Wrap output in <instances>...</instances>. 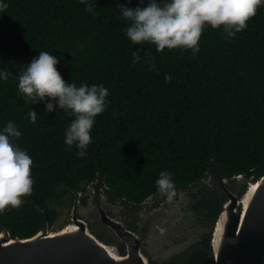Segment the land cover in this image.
Masks as SVG:
<instances>
[{"label":"trees","instance_id":"16d2710c","mask_svg":"<svg viewBox=\"0 0 264 264\" xmlns=\"http://www.w3.org/2000/svg\"><path fill=\"white\" fill-rule=\"evenodd\" d=\"M6 2L0 10V67L12 74L0 80V126L12 120L19 128L15 142L33 159V183L21 205L0 212V232L25 239L46 223L51 227L57 215L48 202L94 182L138 216L150 197L166 200L154 181L167 169L174 196L186 192L196 202L192 209L207 219L210 232L198 252L211 257L212 233L227 200L221 183L264 176V5L227 39L222 26L206 25L193 54L131 42L119 5L134 7L138 0H94L90 11L82 0ZM41 49L60 57L56 67L66 81L108 89L86 156L64 142L73 116L54 101L47 110L48 98L32 104L17 92L18 66ZM133 51L140 57L136 62ZM31 107L35 122L27 116ZM208 178L218 185L216 198L212 190L198 188ZM200 262L195 255L182 264Z\"/></svg>","mask_w":264,"mask_h":264},{"label":"clouds","instance_id":"9594fccd","mask_svg":"<svg viewBox=\"0 0 264 264\" xmlns=\"http://www.w3.org/2000/svg\"><path fill=\"white\" fill-rule=\"evenodd\" d=\"M85 8L91 10L94 0H82ZM264 0H138L134 7L119 5L120 15L128 21L123 29L133 43L147 41L155 45L156 51L168 49H191L199 51V38L203 28L222 26L225 39L246 27V21L255 15L257 7ZM6 0H0V10L7 8ZM133 62L140 59L137 51L132 53ZM60 57L50 51L39 50L26 64L17 68L16 88L25 100L32 104L47 101L45 108L65 109L74 118L67 124L64 132L65 145H75L76 155H87L91 141L90 130L97 114L104 111L108 101V89L103 84L66 81L56 65ZM155 68L153 60L145 61ZM12 73L7 67H0V80ZM165 79H170L166 74ZM28 118L35 122L37 112L31 107ZM20 131L14 121L8 120L0 126V212L7 206L17 207L24 201L22 197L32 191L30 174L33 159L28 151L20 147L15 139ZM173 173L162 169L154 181L157 191L168 201H172L176 188Z\"/></svg>","mask_w":264,"mask_h":264},{"label":"water","instance_id":"95a60500","mask_svg":"<svg viewBox=\"0 0 264 264\" xmlns=\"http://www.w3.org/2000/svg\"><path fill=\"white\" fill-rule=\"evenodd\" d=\"M239 178L233 190H224L227 200L214 227L212 256L200 264H264V176L249 186ZM103 221L126 246L124 255L99 240L74 211L72 222L57 232L49 223L25 239L0 232V264H150L137 234L106 216Z\"/></svg>","mask_w":264,"mask_h":264},{"label":"rangeland","instance_id":"374dc122","mask_svg":"<svg viewBox=\"0 0 264 264\" xmlns=\"http://www.w3.org/2000/svg\"><path fill=\"white\" fill-rule=\"evenodd\" d=\"M238 178L239 176H237V179L233 185L238 184L237 181L239 182L240 179ZM240 181L242 182L241 184L245 183V181L241 179ZM246 182V184L249 186L248 183L253 181L247 180ZM210 184L214 185L213 182L208 178L198 185V188L200 186H204L206 189H211L213 186ZM231 185L232 184L229 186ZM60 190H63V188L59 187V191ZM193 191H195V189ZM179 196L182 199V203L180 201L177 202L173 208H168V210L161 208L162 210L159 209L152 213H144L145 211L142 210L143 212L140 214L141 221L148 218L151 220L150 234L152 236L150 240L152 241L153 249L156 251L157 255L161 257L158 259V261L170 258L178 251L183 252L186 249H190L197 242L204 241L203 239L205 238L206 234L210 232L207 219H205L204 216H201L199 211L192 209L191 205L194 203L196 204V202L190 201V198L186 192L179 193ZM71 201L72 193L68 192L60 199L48 202V205L55 211L57 215L54 224L50 227L51 232H57L72 222L70 217ZM80 211L82 212L80 217L85 221L89 220L92 223L93 228H89L92 233L94 230L97 232L101 229V226L95 223L96 213L95 206L93 204H88L86 207H81ZM91 214H94V216H91ZM140 225L142 224L140 223ZM108 238L107 239L109 241H107V245H109L114 251L119 252V245L121 244L120 241H115V238L112 236H109Z\"/></svg>","mask_w":264,"mask_h":264},{"label":"flooded vegetation","instance_id":"af4514ba","mask_svg":"<svg viewBox=\"0 0 264 264\" xmlns=\"http://www.w3.org/2000/svg\"><path fill=\"white\" fill-rule=\"evenodd\" d=\"M210 185L213 186L210 189V191L212 190L213 193L212 197L216 198V193L218 192L217 191L218 185H212V184ZM221 186L223 188L222 189L223 192H225L224 191L225 189L230 191L231 189L234 188V185L224 187L223 183H221ZM177 196L173 197L176 198L177 200L172 199V201H168V200L165 201L159 198L153 199L152 197H150V200L148 201V205L143 208V211H145L144 213H152V212H156L159 209L162 210L161 208L167 210L168 208H173L177 202L180 201L182 203V199L179 196V194ZM88 204H93L95 206V213H96L95 223L101 226V229L98 230L97 232H95L94 230L93 234L99 240L103 241L106 244H108L107 241H109L108 240L109 236L115 238V241H120V240L115 237V232L108 225V223L103 221V218L105 216L108 217L109 221H116L121 223L125 229L129 230L130 232H134L142 239L143 242L142 251L149 258L150 264H166V263L182 264V262L184 263L186 262L187 258L195 257V255H197L198 258L200 257L201 261L203 259V254L201 253L199 254L198 252V251H202V246L204 245L203 241H201V242H197L194 246H192L188 250L186 249L183 252L178 251L170 258H167L166 260L163 259L161 261H158V259H160L161 257H159L156 251L153 249L152 241L150 240L152 236L150 234V225H149L150 219L148 218L141 221L140 218L141 212H139L138 216L131 215L130 211H128V209L122 203L118 201L113 202L109 199V196L106 193L104 187L99 186L97 188V182L87 185L84 190H80L78 192L72 193L71 210H70L71 221H72L73 212L75 211L77 213V217L81 218L80 216L82 215V212L80 211V208L86 207ZM91 216H94V214H91ZM86 222L89 228L92 227V223L89 220H86ZM140 223L142 225H140ZM120 246L122 247V249L121 250L119 249L118 251L122 253V255H124L126 253V246L122 243L119 245V248Z\"/></svg>","mask_w":264,"mask_h":264},{"label":"bare ground","instance_id":"6f19581e","mask_svg":"<svg viewBox=\"0 0 264 264\" xmlns=\"http://www.w3.org/2000/svg\"><path fill=\"white\" fill-rule=\"evenodd\" d=\"M252 188H253V187H252ZM248 196H249V194H248ZM248 196H247V197H248Z\"/></svg>","mask_w":264,"mask_h":264}]
</instances>
